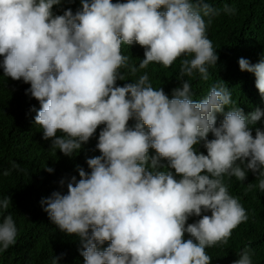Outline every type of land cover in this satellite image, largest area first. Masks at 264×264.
I'll return each mask as SVG.
<instances>
[{"label": "clouds", "instance_id": "clouds-1", "mask_svg": "<svg viewBox=\"0 0 264 264\" xmlns=\"http://www.w3.org/2000/svg\"><path fill=\"white\" fill-rule=\"evenodd\" d=\"M75 3L0 0V69L30 84L42 139L74 158L100 129L90 171L76 165L79 178H62L67 191L42 198V210L79 238L84 264H212L206 249L227 245L249 219L225 177L253 174L247 190L264 192V49L239 58L241 79L192 86L184 77L208 81L219 61L208 27L220 10L207 0L63 7ZM178 59L170 98L155 76ZM11 204L0 198V252L17 242ZM237 255L219 264H253L250 247Z\"/></svg>", "mask_w": 264, "mask_h": 264}, {"label": "trees", "instance_id": "trees-1", "mask_svg": "<svg viewBox=\"0 0 264 264\" xmlns=\"http://www.w3.org/2000/svg\"><path fill=\"white\" fill-rule=\"evenodd\" d=\"M207 2L220 10V15L213 17L208 27V37L218 52L219 61L217 66L210 67L214 72L209 69L208 81H204L199 73L191 78L184 77L190 80L192 86L221 78L241 79L239 58L249 59L254 49H264V0ZM225 5L235 8V14H226L223 11ZM79 6V0H76L75 4H65L63 7L75 10ZM56 11L62 14L60 9ZM141 52L144 54L140 46L139 54ZM2 59L0 57V61ZM179 69L178 59L173 66L159 71L155 76L158 80L155 84L163 87L170 98L172 90L180 86L177 80ZM29 87L30 84L23 81L3 76V70L0 69V198L12 197L8 212L13 215L18 228L17 242L8 250L0 252V264H52L55 256L61 257L58 264H84L79 238L62 233L42 210L40 201L53 191L66 192V186L60 189L59 181L71 175L79 178L76 165L90 171L86 159L100 154L98 150L93 151L100 129L97 130V138L83 145L74 158L64 156L59 150L53 151L51 142L42 139V129L35 125L36 113L31 109L33 106L39 109L40 104L30 94H26ZM150 154L155 155V150H150ZM13 164H18L24 171L13 169ZM47 166L52 167L54 172L48 173L45 170ZM9 170V175H3ZM225 183L230 194L239 198L249 219L233 231L227 245L206 249L212 264H219L221 257L231 253L235 255L233 260L238 259L237 254L246 246L253 252V264H264V192L258 187L247 190L249 183H257L253 174H248L243 182L235 177H225ZM197 219L192 217L189 223Z\"/></svg>", "mask_w": 264, "mask_h": 264}]
</instances>
